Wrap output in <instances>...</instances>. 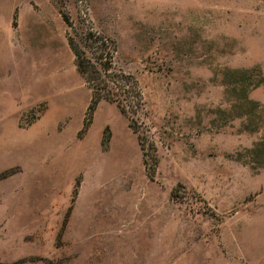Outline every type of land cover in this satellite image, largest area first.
Returning a JSON list of instances; mask_svg holds the SVG:
<instances>
[{"label":"rangeland","instance_id":"1","mask_svg":"<svg viewBox=\"0 0 264 264\" xmlns=\"http://www.w3.org/2000/svg\"><path fill=\"white\" fill-rule=\"evenodd\" d=\"M89 33L137 132L88 112ZM0 264H264V0H0Z\"/></svg>","mask_w":264,"mask_h":264},{"label":"trees","instance_id":"2","mask_svg":"<svg viewBox=\"0 0 264 264\" xmlns=\"http://www.w3.org/2000/svg\"><path fill=\"white\" fill-rule=\"evenodd\" d=\"M62 18L65 25L71 28L68 18L64 15ZM67 43L74 57L76 71L91 92L88 112H94L98 104L103 101L115 104L119 111L129 118H131L130 114L135 115L142 106V95L137 81L131 75L115 71L112 67L111 60L115 51L113 43L93 33H89L81 44L68 36ZM247 76V72L246 76L234 72L229 77L234 84L241 83L243 90L245 86L256 88L263 83L261 77L252 79ZM133 125L134 121L131 118L130 127L137 132ZM153 158L156 162V158Z\"/></svg>","mask_w":264,"mask_h":264}]
</instances>
